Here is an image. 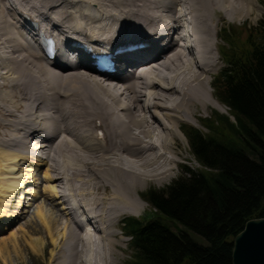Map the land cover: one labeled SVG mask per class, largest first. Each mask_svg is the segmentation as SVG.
I'll list each match as a JSON object with an SVG mask.
<instances>
[{
  "label": "bare ground",
  "instance_id": "6f19581e",
  "mask_svg": "<svg viewBox=\"0 0 264 264\" xmlns=\"http://www.w3.org/2000/svg\"><path fill=\"white\" fill-rule=\"evenodd\" d=\"M0 2V70L8 71L0 75V80L6 76L0 83V128L15 133L0 138V231L8 230L13 219L24 213L25 186L37 182L35 172L46 166L47 193L60 199L63 206L59 211L67 225L60 236H54L48 212L46 216L41 206L36 218L49 230L53 246L59 239L66 242L61 264H92L82 257V250L87 255L96 245L93 239L100 237L112 253L111 242H120L116 229L120 218L127 213L138 215L146 206L126 187L134 191L148 179L159 182L172 174L171 166L180 157L181 127L195 117L192 110L209 101L226 109L200 81L218 67L215 53L220 21L227 14H245L246 7L252 11V0L246 4L244 0ZM25 16L44 33L56 35L55 59H48L30 42L38 32L24 24ZM122 39H140L150 47L130 55L126 67L105 79L91 75L93 65L79 61L76 50L62 53L68 40L69 48L76 43L88 51L96 46L111 49ZM150 58L155 61L139 63ZM194 64L198 73L193 72ZM13 69L17 71L10 73ZM6 80L12 81L7 86L15 87L16 97L23 101L21 113L7 103L12 104L14 96L3 91ZM119 152L124 156H118ZM56 153L61 156L58 161ZM96 153L102 161L90 164ZM105 165L108 170L103 169ZM123 175L130 179L126 187ZM71 181L79 183L75 193L68 187ZM100 187L106 190V198L96 197L95 188ZM14 198L18 200L15 204ZM13 240L14 233L9 243L16 248ZM31 245L38 252L45 247L43 239H33ZM0 253L8 254L6 240L0 241ZM111 262L106 260V264ZM100 264H105L104 258Z\"/></svg>",
  "mask_w": 264,
  "mask_h": 264
},
{
  "label": "trees",
  "instance_id": "16d2710c",
  "mask_svg": "<svg viewBox=\"0 0 264 264\" xmlns=\"http://www.w3.org/2000/svg\"><path fill=\"white\" fill-rule=\"evenodd\" d=\"M259 30L247 54L224 59L216 96L231 117L219 118L221 127L211 121L207 133L185 131L201 168L186 167L166 189H150L151 217L124 220L132 264H232L235 236L264 218V20Z\"/></svg>",
  "mask_w": 264,
  "mask_h": 264
},
{
  "label": "rangeland",
  "instance_id": "374dc122",
  "mask_svg": "<svg viewBox=\"0 0 264 264\" xmlns=\"http://www.w3.org/2000/svg\"><path fill=\"white\" fill-rule=\"evenodd\" d=\"M257 2L259 4V6H258V4L255 3V0H252V2H251V7L253 9L252 11L248 12L246 10L247 9V7H246L244 10L245 14H242V15L238 14L239 16L238 15L231 16V15L227 14L228 18H223L220 21V23L218 25V37L216 39L218 51L217 52L215 51L216 52L215 55L217 56L216 58H218V60H219V64L215 70H210V71H213V74L209 75V78L207 79L208 81L207 80H203L204 82L200 81L201 84L204 83L205 91L212 93L213 98L223 108L225 107L226 109L224 108L225 110H223V109L218 108L217 106H213L212 102L209 101V105L206 104L204 107H202L203 105L200 104V106H198V107H196V109L192 110V114L195 117L193 119H190L189 123H184L183 127H181V128H183L182 129V132H183L182 137L183 138H182V144L180 146V151H179L180 157L178 158L177 165L171 166L172 167V172H171L172 174L170 175V177L161 178V180L159 182L155 181V180L153 181V179H148V181L146 183H144V185L142 187H138V188L136 187V189L133 191V190L129 189V187H126L127 183L130 181V179L128 177H126L125 175H123L122 181H123L126 189L130 190L131 192L130 191L129 192L131 194L140 197L146 206L144 208H142L143 211H141L138 215H133V214L127 213L120 218V220L118 222L119 224L116 228V229H118V233H119L118 240L120 242H119V244L115 241L111 242L112 251H113L112 253H108V250L105 247V241L100 237L93 239L94 243L96 242V245H94L91 248V250H89L87 255H85L84 250H82L83 251L82 257H84L86 260H89V262L91 261L92 264H96V263L100 264V258H104L105 264H106V260H108V259L112 260L111 264H132V262L135 260L134 259L135 252L132 249L131 241H130L131 236L127 234V231H126L127 227L124 224V220L126 218H134L137 220H141V219H147V218L151 217L154 214L153 212H155V211L152 209L151 204L148 201H146L147 200L146 195L150 189H157V190L166 189L170 184H172L175 180H177L178 178H180L182 176V173L186 167L188 169H191V170H197L198 168H201L197 164V162L195 161L193 156L191 155V150H190V146L188 143V139L185 135V131L188 132V130L190 129L189 127H194V128L199 129L200 131H202L204 133H207L204 127L206 125L212 126L211 121H214L215 127H221L224 125H222L221 123H217L218 119L219 118L222 119V117H231L230 112L227 109V107L224 106L220 102L218 97L216 96V94L220 90V87H219L220 86V84H219L220 72L225 67L224 59H231L233 56L237 57V56H240L242 54H247L251 50V44L254 42H258L259 36H260L259 23L262 20H264V0H257ZM114 3L116 4L117 1H115ZM244 3L246 4V0H244ZM107 4L108 3H105V5H107ZM4 5H6V3H4ZM0 6H2L1 2H0ZM138 6L140 7L142 5L139 3ZM261 7L263 10L260 9ZM85 9H88V8H85ZM2 11H4V9H2ZM5 12L6 11H4V13ZM8 12H9V10H8ZM10 31H11V29H10ZM222 34L224 35V37L227 40H225L224 37H223L224 39L222 38ZM220 50H221V52H220ZM222 51H223V53H222ZM192 68L194 70L193 72L196 71L195 73H198V69H197V66L195 64L192 65ZM16 71H17L16 69H13V70H11L10 73H15ZM7 72L8 71L5 72L3 70H0V75L1 74L4 75ZM165 73L167 74L168 72L165 71ZM5 77L6 76H4V78ZM187 77H189V75H187ZM190 77H192V76H190ZM4 78H3V80H0V83H4ZM214 80L216 81V85L213 87V81ZM9 82H12V81H7L5 83V86L2 85V88L4 87L3 91H5V92L10 91L13 93V96H14L13 100L14 101L12 102V104L9 102H7V103L11 108H13L17 112L21 113L23 111L21 102H23V101L21 98L16 97L18 95H17V90L15 87L9 88L7 86V84H9ZM79 82L81 83V80H79ZM86 84L88 86H92L89 83H86ZM210 84H212V88H210V86H209ZM6 99H8L7 101H11L9 98H6ZM139 112L138 113L136 112V114H140ZM147 112L149 113V110ZM14 134L15 133L13 131L8 132V131H5L2 127L0 128V138L3 136H8V135L14 136ZM224 136H225V138H227L226 134H224ZM176 143H177V147H178V141H176ZM120 148H121V145H120ZM41 155H44V154L41 153ZM96 155H98V153L94 154L93 157H96V158H92L91 162H89V158H85L84 161H87L90 164L95 163L94 165H96V164H98V162L102 161V160H100L99 157L97 158ZM55 156H58L57 161L61 157L60 155H58V153H56ZM118 156L122 157V156H124V154L122 152H119ZM128 157L131 160H133L132 155H129ZM65 158L67 160H69L68 157H65ZM94 159L96 160V162ZM165 164H167V163H165ZM102 167H104V166H102ZM107 167L109 168V165H105V167L103 169L108 170ZM46 168L47 167L44 166L39 171L35 172V174L37 175V179H39L37 182H34V180H32L30 182V184H26V186H25L26 194L24 195V200H23L22 207H21V210L23 209L24 213L22 212V214H20L18 218L13 219V222L10 224L11 227L9 226L8 230L4 229L3 231H0V236H1L0 239L3 241L6 240V243L8 246V254L0 253V264H61V262L64 260L63 259L64 257L62 254H65V245L64 244H66V242L64 240L62 241L59 239V241L57 242V245L53 246V242L49 236V230H47L45 228V226L40 222V220L38 218H36L37 216L35 213L37 211V208L40 206H41V208H43V211H44L46 216H47V212H48L49 216L47 218L49 221H51L50 222L51 232H52L51 234L54 236H56V235L60 236L61 231L64 229V224H65V226L67 225V220L65 219L64 216H62L61 211H59L62 209V206H63V205H61V203H58L60 199L51 197V194L49 196L50 192H49V190H46V187H45L46 182L44 180V171ZM87 168L85 169L86 171H88ZM93 172H94V169H92L90 173H93ZM71 182L69 183L68 187L70 190H74L71 192L75 193L77 190V187H78L77 185H79V183L77 181H71ZM97 186H99V184ZM33 190L36 192L35 195L33 194ZM95 190H96L95 192H97V195L95 193H93L94 197H95V195H96V197L100 196V198L101 197H105V198L107 197V195L105 194L106 190L103 189L102 187H100L98 189L95 188ZM47 192H49V193H47ZM17 197L19 198V195ZM17 201H18L17 198L16 199L14 198V200H13L14 204L17 203ZM106 202H108V200H106ZM100 203H102V202H100ZM96 207H98V204H96ZM21 210H20V213H21ZM114 223H115V220H114ZM12 233L15 234V240L18 244V246H16V248H14V246H11L12 244L9 243V240L11 239ZM192 236L197 242L204 244V245L206 244L205 239L202 238L201 236H199L195 233L192 234ZM121 237H123V238H121ZM33 239H43L44 245H45L44 249H42L40 252H38L37 248L35 246L32 247L33 245H31V241ZM96 239H97V241H95ZM15 240H13V242ZM97 242H99V243L102 242L103 245L98 244ZM86 244H87V242H86ZM59 248H60V251L62 250V252L59 251ZM88 248H86V249H88ZM90 253H92V254H90ZM59 254H60V256H59ZM88 257H89V259H88ZM96 260H97V262H96Z\"/></svg>",
  "mask_w": 264,
  "mask_h": 264
},
{
  "label": "water",
  "instance_id": "95a60500",
  "mask_svg": "<svg viewBox=\"0 0 264 264\" xmlns=\"http://www.w3.org/2000/svg\"><path fill=\"white\" fill-rule=\"evenodd\" d=\"M232 264H264V218L249 220L235 236Z\"/></svg>",
  "mask_w": 264,
  "mask_h": 264
}]
</instances>
